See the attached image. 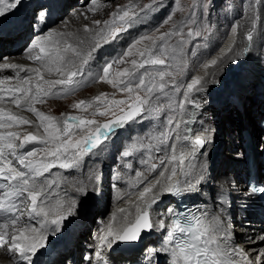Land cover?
<instances>
[{"label": "bare ground", "instance_id": "6f19581e", "mask_svg": "<svg viewBox=\"0 0 264 264\" xmlns=\"http://www.w3.org/2000/svg\"><path fill=\"white\" fill-rule=\"evenodd\" d=\"M27 1L34 2L26 5ZM33 1L24 0L23 6L19 9L22 10L24 7L25 19H27V15L29 16L31 14V11H34L35 6L41 0ZM62 1L59 0V2ZM86 1H88L86 5L74 4L66 10V7L72 2V0H66L62 4L64 10V17L62 16V19L55 22L56 24L48 28L45 33L35 37L31 36L27 43L23 44L25 46L29 43V48L25 52L22 53L20 48L15 52L13 51L12 53L14 54H6L0 59V65L8 64L17 66L15 68L0 67V73L7 72L10 74V77L0 80V114L4 116L0 120V123L11 125L10 127L0 128V133H16V136L0 141V147H3L8 142L13 144L14 147L12 150L4 147L5 158L12 160L13 165L21 170L24 169L19 165L16 157L11 154L12 151H15L16 156H20L26 155L29 151L41 150L37 151L36 156L32 157V159L50 161L51 158L47 157L46 153L42 150L55 147L52 143L42 142L46 138L44 124L47 122H42L37 113L54 117L61 129L64 126V122L67 121L72 126L69 129L72 140H79L87 136L86 131L90 127L95 126L96 123L98 124L99 112H104L107 108L114 106L111 104V101L122 100L126 102L127 100H132L130 103L125 104L119 113V115H122L123 111L130 109V105L135 102V96L137 94L142 99L144 95L148 97V102L142 105V108L148 110V114L143 119H138L136 122L130 123L127 127H123L111 133V135L105 136L95 148L96 153L92 154L95 149L90 150V152H87L79 159L75 166L62 168L59 162H57L47 173L37 178V183L43 185L42 198H38L37 201L39 207L53 209L57 201L62 202L61 207L49 211L50 219H54L57 214H66L67 209L73 205V202L75 204L72 214L63 223L64 232L71 238L68 243L72 241V247L65 254L72 253L73 251L79 252L85 249V245H90L93 249L100 247L101 250H105L106 253L112 254L114 258L121 261L126 257L121 250L114 254L112 253L117 243L109 247V244L105 242L101 246L100 238L106 236L109 226L114 231L121 233L128 224L133 223L139 214L137 212V206H139L140 212L146 210L149 213L150 224L152 225V230L148 237H146L143 248L146 247L151 252L152 250H158L156 242L158 239L161 240L165 237L169 223L167 209L172 205L173 201L169 193L163 191V187L178 182L179 186L183 189L186 187V180L195 183L191 176H186L184 173L194 175L201 170L202 166L204 178L197 184L195 191H193L196 197L194 202L202 208V213L207 216L209 223L213 217H218L228 230L231 238L227 242V250L231 253V249L233 248L236 250L242 249L247 259L242 256H233L244 264H248V261L259 264L258 257L264 254V230L261 227L263 222H259L261 220H258V222H250L251 227L247 226L248 224L244 223L241 219L240 213L228 221L225 218L223 210L221 209L220 211L214 209V207L216 206V201L219 200L218 197H223L224 202L228 204L225 200L226 196L232 195L236 197V204H233L234 207L235 205L239 206V201H241L239 199H242V202L250 203L252 209H257L250 198L251 196L247 195L246 190L243 188L242 179H237V174L241 171L239 166L241 162L240 130L246 128L253 133L252 135H255V133L260 131L257 121H255V116L264 115V23H256L261 15H264L263 11L260 10V7L262 8L264 5V0H249L250 3H247L244 8L232 11L233 13L230 16L233 15L235 19L237 18V26L234 25L227 32L216 49L201 62L195 72L185 81L182 94L181 91L177 92L176 88L185 80L187 72L181 74L177 71V68L182 69L181 66L183 64L186 69L193 66V62H189L187 65L185 64V60L194 58V54H189V51L187 54H177L176 57V54H173L175 61L172 70L166 60L165 65L145 64L143 69L137 68L133 75L143 76L145 86L137 88L138 80H133L130 85L133 88L132 93L122 90L123 87L127 86V81L123 85L113 87L106 80L100 79L99 77L103 75V67L120 57H122L123 62L112 63L108 79H123L118 78L116 74L124 68H128L131 71L134 67L131 64L132 59H136L138 64L142 63L146 57H141L139 51L150 49L154 55L160 57V51H157V46H153V44L154 42L158 44V41H161V39L164 40V34L163 38H155L152 42L147 39L145 42H142L140 38L145 37L146 39L150 34L146 35L144 33L145 31H141L140 36H138L139 33L136 36L133 32L134 30L129 29L124 34H120L119 38L114 42H111V29L113 26L116 28H127L126 25L121 24L117 17L123 15L125 11L130 16L137 14L140 17V9L132 3L134 0H118L119 6L118 9L116 8L117 10L114 8L116 2H110L109 0H84V2ZM8 17H11V15L6 18ZM113 20H115L114 25L106 23ZM142 20H137L130 27L134 29L137 27L135 33L138 32L137 29H142L141 22L144 21ZM249 25L253 27V31L250 33L251 40L248 39L250 34H247V37L244 32L246 28H250H248ZM29 26L30 23L28 24ZM50 32L53 33L54 37L56 35L61 37V42L56 47L63 50L65 44H72L82 54L80 57L75 56L71 52L64 54L66 58L73 57V70H77L78 75L73 77L72 84H56L51 88L48 95H42L39 99L32 101L30 97L35 92V84L37 81L35 74L30 69L40 68L45 80L55 81L67 78L66 74L65 76H61L55 71L56 65H50L53 70L49 72L41 62L32 58L40 55L39 48L29 51L33 41L38 40L42 36H46ZM21 33L23 36L25 35V32L21 31L18 34L13 32V36L0 38V43H11ZM209 33L210 27H208L206 32L193 29L192 34L189 32L187 36L189 42L188 46L186 45L185 47L186 50L190 47L195 48L199 44L201 45L203 38H208ZM101 37L107 38L110 42L105 44L104 39ZM174 39L179 40L178 38ZM135 41H139V43L132 50V54L123 55L129 45ZM218 41L219 37H212L207 48L211 49ZM96 43H100L102 45L101 48L93 53L92 59L88 60L87 63H83V58L89 52H92ZM124 43H126L125 46H123ZM117 45H122V47L116 49L117 51H110L111 47L116 48ZM229 48H231L230 53H228ZM184 49L181 48L183 51ZM35 50L37 53L32 54ZM104 50L107 51V54L102 55L101 52ZM4 51L2 50L0 54H3ZM223 53H228V57L223 59L217 66L209 67L207 72L210 75L205 76L206 70L203 65L213 58L222 56ZM184 54L188 57L187 59L184 58ZM235 59H242L243 63L239 65L232 63L231 61ZM159 71L172 73V75L164 77L165 87L163 89L159 87L160 79L156 75ZM145 72L148 75L145 76ZM17 73H19V77L16 76ZM211 74H214V76ZM193 77H204L205 80L215 78L220 80L221 83L219 85L205 83L202 91H193L185 97L184 92L187 91V84L191 82ZM30 78L33 92L28 94L29 99L26 100L24 99L23 93L19 91V88L24 87L23 81ZM166 78L168 79L167 81ZM44 87L47 89L48 86L44 85ZM149 88L152 89L151 92L148 91ZM73 91H75L74 94L71 93ZM70 93L72 97H70ZM180 95L181 104L177 106L176 103ZM206 95L209 97L203 99V96ZM231 95L237 97L240 108L233 103L230 97ZM96 97H100V99L97 100ZM16 99L20 100V104L14 103ZM189 100L195 103L193 108L188 103ZM81 101L90 102L91 107L81 106L77 107L78 109H74V106ZM29 105L37 111L32 112ZM70 112L76 113V117L79 120L93 121V123L80 125L79 121L75 122L72 119L75 116H70ZM8 114L26 119L29 123L9 121L7 119ZM169 120H171V123H168ZM189 128L190 130H188ZM27 133L37 136L38 139L24 143V137ZM223 136L224 145L217 156L215 153L219 145L223 143ZM197 137L208 138L210 142L202 149H198L195 156H191L190 153L193 150L194 141ZM61 139H67V137L62 135ZM169 143H173L170 149ZM116 148H119L118 151L111 154ZM125 150L131 153L128 159H125L122 155ZM167 151H169L168 155H166ZM75 152L69 149V153H65L61 157V160L70 162L72 159L70 153ZM173 155L176 156L175 160H172ZM115 157L117 161L114 165L115 169L112 171L116 174V180L120 184H123V182L131 184L132 189L137 187V191L122 199H118L120 197L119 195L115 198L116 201L114 199V202L112 201L110 206H107L104 198L108 197V200H110L112 191L110 189V182L108 181L109 175L105 164ZM181 157H183V165H181ZM153 165H155L154 169ZM230 165L232 167H229ZM174 166L176 168L175 175L172 174V168ZM236 167H238L237 171ZM227 170H230L229 173ZM126 172H129L130 175ZM161 172L165 173L163 177L160 176ZM96 173H100L96 181V198H94L91 205L85 206L84 200L88 197L87 193L92 190L93 183H95L93 177ZM137 173H140V175L137 176ZM169 176H171V181L168 180ZM145 179L148 180L145 181ZM158 179L160 183L156 184ZM140 183L141 185L139 186ZM149 184H156V187L141 200L139 193ZM243 194H246V196ZM214 196L216 199H213ZM148 201L154 202L149 204ZM107 207L108 209L105 210ZM30 211L31 202L29 199L21 203L18 212L22 223L15 226L9 224L7 229L9 233L8 244H0V264H18L16 261L17 253L7 252V247L11 242L13 228L15 227L16 234L18 235L21 227H28L29 225L39 227V222L44 219L43 216L37 217L35 220L32 218L27 219L26 213ZM103 211V224H106V226L100 229L97 218ZM161 220L165 223V229H160L158 226V221ZM26 221L28 222L27 225ZM3 231L4 229L0 228V232ZM60 233L49 235L47 243L53 246L55 241L61 238L59 236ZM93 234L97 235V239H93ZM215 235L219 239L223 236V233L221 232ZM107 239L112 241L114 240V236L108 237ZM220 243L223 247L224 242L220 240ZM65 247L67 246L65 245L63 248ZM53 249L58 250L61 247L54 246ZM168 255L169 252H161L159 256L164 258V262H168L170 260L167 258ZM125 259L128 258L126 257ZM55 264H58V262Z\"/></svg>", "mask_w": 264, "mask_h": 264}, {"label": "snow or ice", "instance_id": "6c2138e0", "mask_svg": "<svg viewBox=\"0 0 264 264\" xmlns=\"http://www.w3.org/2000/svg\"><path fill=\"white\" fill-rule=\"evenodd\" d=\"M24 0H0V19L6 18L7 16L14 15L22 6ZM44 5H38L37 9L33 13L32 19L36 23H41L47 18V12L44 10ZM117 19L121 22L122 25H126V27H112L111 29V42H114L119 38V35L124 31L130 29L136 21L139 19V15L133 14L129 15L127 11L123 13V15H119ZM98 23V22H97ZM107 24H115V20L106 22ZM104 43L107 44L110 41L105 38ZM145 39V37L140 38ZM249 40L252 39L251 34L248 37ZM61 42V37L56 35L54 37L53 33H48L46 36L40 37L38 40L33 41L30 45L29 51L31 49L39 48L40 55L32 57L33 59L41 62L47 71L51 72L53 69L50 65H56L55 71L58 72L61 76H67L66 79H58V80H45L43 75L41 74L40 68L30 69L31 72L35 74V79L37 83L35 84V92L30 97L32 101L39 99L42 95L46 96L51 91V88L56 85H69L73 83V77L78 75L77 70H73V57H67L64 55L65 53H74L75 56L80 57L82 54L78 51L76 47L72 44H65L63 50L56 47ZM139 41L133 42V44L129 45L126 52L123 55H131L132 50L135 48L136 44ZM100 43H96L95 47L92 49V52H89L84 58L83 63H87L88 60L92 59L93 53L98 51L101 48ZM139 51V50H138ZM231 52V48L228 49V53ZM228 53H223L222 56L213 58L207 63L203 65L205 68V76H209L210 74L207 72L209 67L217 66L222 62L223 59L228 57ZM139 55L141 57H146L142 63H137L136 59L131 60V64L134 66L130 71L128 68H124L122 71L118 72L116 75L118 78L112 80L108 79L110 70L112 68V63H122V57L114 60L112 63L106 64L103 67V75L99 78L102 80H106L109 84H112L113 87H117L118 85H123L125 81H127V86L123 87L122 90L128 93L133 92V88L130 86L133 80H138L137 88L145 86V79L143 76H134L133 73L136 72L137 68L143 69L145 64L149 65H165V60L160 58L159 56L154 55V53L150 49H146L144 51H139ZM237 65L243 63L242 59H235L231 61ZM3 68H15L16 65H8L3 64L0 65ZM82 70V68H81ZM144 75H148L147 72ZM159 76L160 80L163 81L165 76H170L171 73L166 71H159L156 73ZM214 76V74H211ZM42 82V83H41ZM31 78L23 81L24 87H20L19 91L23 93L24 99H29V93L33 92V88L31 86ZM175 83V81H173ZM205 83H211L213 85H219L221 83L220 80L212 78L210 80H205L204 77H193L191 82L187 84V91L184 92V96L187 97L189 93L196 91H202ZM44 85H47V89H45ZM159 87L163 89L165 87L164 83H160ZM149 92L152 91L151 88L148 89ZM176 91L179 92V87L176 88ZM97 100L100 97H96ZM148 101L142 99L138 94L135 96V102L130 105V109L128 111H123L122 115L116 116L115 119L109 120L107 123L103 124L104 132L101 133L100 129H97V133L101 135H108L112 132L118 131L123 127H127L130 123L136 122L138 119H143L146 114H148V110L142 108V105H145ZM14 103L20 104V100H14ZM125 103L122 100H114L111 101L113 105H120ZM189 104L193 102L191 100L188 101ZM91 107L90 102L81 101L79 104L75 105V107ZM30 110L32 112H36L37 110L34 107L29 105ZM104 115V112L100 113ZM38 117L42 122L46 121L44 124V131L46 133L45 140L42 142L52 143L55 145L54 148H45L42 151L46 153L47 157H50L51 160H38L32 159V157L36 156L37 151L41 150H33L27 152L26 155L16 156L15 151H12L11 154L16 157L18 163L24 170L13 165V161L5 158L4 147L12 150L13 144L11 142L6 143L3 147H0V177H3L7 181L13 182L10 185L0 184V188L10 187V191L5 193L4 197H0V209H3L5 212H14L17 210L16 203H13V199L16 197L22 196L24 193H27V197L31 202V211L28 215L32 219H36L37 217L43 216L44 219L39 222V227H21L19 229L18 235L16 234L15 227L13 228V234L11 235L10 245L7 247L8 253H19L20 261L18 264H33L31 257L36 255L38 251L47 246V238L49 235H56L59 232L63 231V223L68 220L69 216L72 214L75 204L70 206L67 209L66 214L60 215L57 214L54 219L49 218V211L54 210L55 208H59L62 206V202L57 201L56 205L53 209H46L45 207H39L37 205L38 198H42L43 185L37 183V178L43 176L44 173H47L50 168L54 166L57 162H59L60 167L69 168L75 166L79 159L89 152L91 149H95L99 144V135L93 137L91 135L84 136L82 139L76 140L73 142L71 138V133L69 129L72 127L64 122V126L61 129L54 117L45 116L43 113H37ZM4 118L3 114H0V120ZM7 119L9 121H20L21 123H29L28 120L22 119L21 117L8 114ZM73 120H77L78 117H72ZM92 124L93 121H84L79 120L80 125ZM171 123V120L168 121ZM11 125H5L0 123V128L10 127ZM66 136L67 139H61V137ZM16 136L15 132H7L0 133V141H4L7 138ZM38 137L34 135H26L24 137V143L29 141L37 140ZM187 139V137H185ZM210 142L208 138L205 137H197L194 141L193 150L190 153L191 156H195L198 149H202L205 145ZM23 146V145H21ZM69 149H76L75 153H70L72 159L70 162H65L61 160V157L65 153H69ZM130 151H123L122 155L124 157L130 156ZM203 155V153H201ZM176 156H172V160H175ZM181 165H183V157H181ZM155 165H153V169ZM176 168L175 166L172 168V174L175 175ZM186 176H191L192 180L195 183L190 181H185L186 187L181 188L179 183L165 185L163 187V191L169 194L178 195L182 191L193 192L195 191L197 184H199L203 180V172L202 166L201 170L196 174L184 173ZM140 173H137L139 176ZM165 175L164 172L160 173V176L163 177ZM168 180L171 181V176L168 177ZM31 181V182H30ZM160 180L156 181V184H159ZM156 184H149L148 186L143 188V191L139 193V197L141 200L144 199L146 194L150 193ZM264 194V187L258 188L254 184H250L247 195H252L255 193ZM46 198V197H44ZM7 199V202H5ZM154 201H148L149 204ZM137 212L139 213L136 217L135 223L130 224L125 227L123 232L114 231L111 226H109L108 232L105 237H101V246L107 242L109 247L112 244L118 242H131L137 241L141 234L145 231H151L152 225L149 221L148 212L145 210L142 213L140 212L139 206H137ZM20 219L19 216H16L14 219L10 221L6 220L3 225H0V228H3L4 231L0 232V244H8L9 241V233L7 231L9 224L15 226L17 221ZM189 222L187 224H181L179 219L173 221L172 230L167 232V241H170L173 238V233L176 231L182 233H190V242H186L184 244H178L177 249H171L168 247H162L159 250H152L150 255H160L161 252H171L173 257V264H222V261L219 257L227 254L228 249V241L230 240V235L228 230L224 227L223 223L220 221L218 217H213L210 223H205L203 219L200 217H189ZM194 221V222H193ZM158 226L160 229H165V223L163 220L158 221ZM51 229V231H49ZM223 233V236L219 239L215 234ZM114 236V240L109 241L107 238ZM220 240L224 242L223 247L221 246ZM95 254V264H107L106 261L103 260L100 247H96L93 249ZM231 255L242 256L245 259L246 256L243 253V250L231 249ZM67 259V257L65 258ZM82 260L86 261V264H94V260L92 256L81 257ZM259 264H264V254H261L258 257ZM69 264H74L73 261H69ZM149 264H151V259H149ZM225 264H235V262L231 259L225 262ZM248 264H255L253 261H248Z\"/></svg>", "mask_w": 264, "mask_h": 264}, {"label": "rangeland", "instance_id": "374dc122", "mask_svg": "<svg viewBox=\"0 0 264 264\" xmlns=\"http://www.w3.org/2000/svg\"><path fill=\"white\" fill-rule=\"evenodd\" d=\"M31 1H33V0H31ZM109 1L110 2H116V4H114V8L118 9V6H119V2H117L118 0H109ZM132 3L137 5L138 8L140 9L139 13L141 14V16L139 17L138 20H140V19L142 20L143 19L144 21L142 20L143 22H141L142 23V25H141L142 29H137L138 32L135 33V29L137 27L135 29L134 28H130V29L132 31L134 30L133 32H134V34L136 36H137L138 33H139L138 36H140V33H142L141 31H143V32L145 31L144 33L146 35L150 34V36H147L146 39H142V42H145L147 39H149L152 42V40L155 39V38H163V34H164V40L165 41L163 39H161V41H158L159 42L158 44H157V42L155 43L154 41H153L154 44L153 43L152 44H153V46L154 45L157 46V51H160V57L162 59L168 61L169 65L171 67V70L174 67L173 64H174L175 57L177 56V54H183V53L187 54L188 51H189V54H194L193 55L194 56L193 59L186 57V54H184V58L185 59H187V58L189 59V60H185V64L186 65L189 62H193V66L191 68H189V69L187 68L186 69L184 64L181 66L183 70L181 68H179V69L177 68V71H179V73H181V74H183L184 72H187L185 80L179 85V89H180L181 94H182L185 81L195 72V70L198 68V66L201 64V62H203V60L212 51H214L216 49V47L219 45V43L221 42L223 37L227 34V32L230 29H232L234 25L237 26V24H238L237 20H236L237 18L235 19V17L233 15L230 16L233 13L232 11H236V10H239L241 8H244L247 5V3H250V1L249 0H134V2H132ZM74 4L86 5V4H88V1L84 2V0H81V1L80 0H72V2L66 7V10L69 9ZM145 7H147V8H145ZM35 9H37V5H36ZM150 10H152V11H150ZM229 10H231L230 11L231 13L229 12ZM260 10L263 11V13H264V5L262 6V8L260 7ZM32 12L33 11H31V13ZM146 14H147V16H145ZM143 16H145V17H143ZM8 18H10V17H8ZM229 18H232V19H229ZM146 22H147V24H146ZM260 22L264 23V15H261V17L256 21V23H258V24ZM206 25H207V27H206ZM208 27H210V33L208 34V38L204 37L203 38V42H202L201 45L199 44L195 48L190 47L189 49L186 50L185 47H186V45L188 46V42H189L188 39H187L188 38L187 36L189 35V32L192 34V30L193 29H196V31L206 32ZM249 27H250V25L248 26V28ZM128 30L124 31L123 34L125 32H127ZM252 31H253V27H250L249 29L246 28V31H244V32H245V35L248 37V35ZM172 33H173V36H172ZM167 34H170V35H167ZM212 37H219V41L211 49H208L207 45L210 43ZM174 38H178L179 40H176ZM126 43H124L123 46H125ZM118 46L119 45H117L116 48L111 47L110 51H114V50H116L118 48L120 49V47H122V45H120L119 47ZM180 47L182 49L185 48L184 51L181 50ZM34 53L36 54L37 51L35 50V51L32 52V54H34ZM101 54L102 55L107 54V51L104 50V51L101 52ZM101 54H100V57H101ZM173 54H176L175 57L173 56ZM158 66H160V65H158ZM177 67H180V66H177ZM171 75H172V73H171ZM158 79H160V78H158ZM167 80L168 79L166 78V81ZM159 82L160 83H162V82L164 83V80L163 81L159 80ZM75 91H77V90H75ZM75 91H73L71 93L74 94ZM71 93L69 94L70 97H72ZM208 97H209L208 95L203 96V99H207ZM147 98L148 97L146 95H144L143 99L147 100ZM131 101L132 100H127L123 104L114 105L111 108H107L104 111V113H105L104 115L99 114L98 124L96 123L95 126L90 127V129L88 131H86V135L87 136L91 135L93 137L99 135V142H100L107 135H101V134L97 133V129L99 128L100 132L103 133L104 132V129L102 127L103 124L107 123L109 120L115 119L116 116H118L119 113L122 111V109L125 106V104L130 103ZM180 104H181V95H180V97L178 96V101H177L176 105L179 106ZM74 109H78V108L74 106ZM99 113H101V112H99ZM76 115H77L76 113L70 112V116H75L76 117ZM96 115H97V113H96ZM70 120H71V118H70ZM256 120L257 119L255 118V121ZM74 121L78 122L79 118L77 120H74ZM188 130H190V128ZM27 135H29V134L27 133ZM108 135H111V133L108 134ZM75 141L76 140H73V142H75ZM225 141H226V138H225ZM106 142H104V143H106ZM172 145H173V143H169V149L171 148ZM223 145H224V136H223V143H221L219 145V147H218V149H217V151L215 153L217 156L221 152V150L223 148ZM108 148H110V147H108ZM118 149L119 148L114 149L113 153H111V154H114V152L118 151ZM72 150L73 151H77L76 149H72ZM92 150L93 149H91V151ZM94 153H96V149L93 150L92 154H94ZM168 153H169V151L166 152V155H168ZM117 155H118V152H117ZM124 158L128 159V157H124ZM116 161L117 160H116V157H115V158L111 159L109 162H107L105 164V166L107 167V173H108L109 177H110L111 173L115 169L114 165L116 164ZM108 169H109V171H108ZM227 172L229 173L228 170H227ZM126 173L128 175H130L129 172H126ZM99 174L100 173H96V175H94V177H93V181L95 183H93L92 190H90L87 193L88 197L84 200L85 206L86 205H91L93 200H94V198H96V194H93V193L96 192V181H97V179L100 176ZM136 189H137V187L134 188L133 190H136ZM21 198H22L21 203H23L26 200H29V198L27 197V193H24L21 196ZM112 201H114V200H113V195L111 194V198L109 200V203H112ZM107 209H108V207H107ZM26 216H27V219L31 218L28 215V213H26ZM21 221H22V219L20 218L17 221L16 225H20L22 223ZM27 224H28V222L26 223V225ZM105 226H106V224H100V229H103Z\"/></svg>", "mask_w": 264, "mask_h": 264}, {"label": "water", "instance_id": "95a60500", "mask_svg": "<svg viewBox=\"0 0 264 264\" xmlns=\"http://www.w3.org/2000/svg\"><path fill=\"white\" fill-rule=\"evenodd\" d=\"M149 232L150 231L143 232L141 234V237L137 241H132V242H129V243L128 242H120V245L122 246V248H133V247L141 244L143 242L144 238L149 234Z\"/></svg>", "mask_w": 264, "mask_h": 264}]
</instances>
